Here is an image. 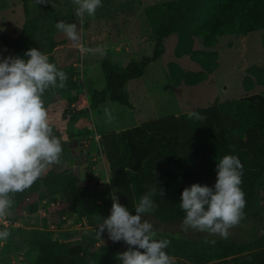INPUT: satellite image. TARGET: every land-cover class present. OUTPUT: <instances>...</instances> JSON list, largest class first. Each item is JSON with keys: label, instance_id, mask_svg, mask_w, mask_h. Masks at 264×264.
Instances as JSON below:
<instances>
[{"label": "trees", "instance_id": "trees-1", "mask_svg": "<svg viewBox=\"0 0 264 264\" xmlns=\"http://www.w3.org/2000/svg\"><path fill=\"white\" fill-rule=\"evenodd\" d=\"M58 1L36 4L35 9L26 5L27 20L20 34L13 38L0 29V41L14 55L25 59L27 50L41 47L50 62L67 73L66 87L47 92L43 97L53 132L61 142L74 136L76 125L91 109L97 110L108 102L131 108L125 91L127 84L141 78L145 69L165 54V41L170 36L178 37L175 57L188 56L201 67L196 72L186 71L178 63L170 62L167 80L171 86L180 87L197 86L215 73L219 53L214 48L219 36L264 32V0H171L149 6L147 12L156 41L152 55L129 60L125 65L103 60L105 83L89 93L88 108L84 98L81 101L74 95L81 87L80 68H74L75 71L61 65L54 51L64 42L45 35L49 31V16L43 7ZM197 38L203 40V49L194 48ZM262 46L264 49V34ZM247 74L244 85L248 91L253 89L254 80L264 87V66H252ZM190 112H198L205 119H190ZM100 144L112 192H116L120 203L134 211V205L148 187L160 185L166 195L163 199L154 197L156 207L152 213L165 223L182 221L185 213L179 203L186 187L194 183L213 186L219 159L224 155L238 156L244 165L241 185L246 194L244 217L260 220L261 234L247 242L227 238L214 245L165 233H159L157 238L171 241L166 251L175 258V264H264V93L217 101L177 116L109 132L101 136ZM84 164L80 156H76L73 166L61 156V163L49 166L30 188L11 194L12 206L19 217L23 212H38L45 198H59L63 216L87 220L93 229L74 244L36 232L31 245L38 251V264H121L116 256L128 246L122 241L110 243L97 235L98 225L110 215L113 201L99 194L92 174L87 181L80 178Z\"/></svg>", "mask_w": 264, "mask_h": 264}, {"label": "rangeland", "instance_id": "rangeland-1", "mask_svg": "<svg viewBox=\"0 0 264 264\" xmlns=\"http://www.w3.org/2000/svg\"><path fill=\"white\" fill-rule=\"evenodd\" d=\"M165 1L171 0H102V6L97 9L95 15L85 16L82 25L76 16V5L73 0H59L50 7H43L48 10L49 16V31L46 30L45 35L53 41L64 42L54 51L58 62L72 70L78 67L83 71L81 87L74 95H78L81 101L84 98L88 108L89 93L95 88L100 89L105 83L101 68L103 60L109 59L115 64L125 65L129 60H140L143 56L152 55L156 41L147 8ZM26 5L32 9L36 8L35 0H0V29L13 38L20 34L26 23ZM58 21L80 25V43L89 48L103 47L106 55L88 53L82 56L76 44L56 29L55 24ZM263 34V31H255L245 36H219L218 44L214 48L219 53V67L215 73L197 86L183 84L180 87L171 86L167 80V66L170 62L178 63L186 71L196 72L201 67L192 62L188 56L177 59L175 49L178 37L170 36L165 41V54L149 65L141 78L127 84L125 91L129 95L132 107L108 102L97 110L91 109L88 116L76 125L74 136H67L61 142L62 156L68 158L72 166L76 156H80L85 162L80 178L87 181L92 174L94 176L92 181L98 186L99 194H105L111 199L113 192L109 169L101 151V136L159 118L177 116L194 109L208 107L217 101L224 102L252 94H263L264 87L256 84L255 80L252 90L248 91L244 85L248 68L264 66ZM194 48L203 49V40L195 39ZM5 49L0 41V55L16 56ZM40 50L42 51V48ZM105 109L111 112L115 117L114 120H108ZM52 202L59 204L52 207L50 205ZM61 208L59 198H45L35 214L23 212L19 217L22 227L11 229L7 240L0 241V264H38V251L31 245V238L36 232H45L52 240L74 244L80 243L93 230L89 225L86 226L77 220L78 217L63 216L60 212ZM73 218L74 228L69 225ZM145 218L154 225L158 234L165 233L178 239L201 241H205L207 237L206 233L195 230L182 231L180 227L182 221L165 223L158 220L153 213ZM51 225H56V229H52ZM260 227V220L251 216L244 217L230 230L228 239L237 243L254 240L261 234ZM102 238L113 243L108 238L107 232ZM207 238L216 241L223 239L219 236ZM21 254H23L22 258Z\"/></svg>", "mask_w": 264, "mask_h": 264}, {"label": "clouds", "instance_id": "clouds-1", "mask_svg": "<svg viewBox=\"0 0 264 264\" xmlns=\"http://www.w3.org/2000/svg\"><path fill=\"white\" fill-rule=\"evenodd\" d=\"M35 3L44 5L50 0H35ZM73 3L81 25L85 16H94L102 6V0H73ZM55 27L76 44L82 56L88 53L106 55L103 47L89 48L80 43L81 28L77 23L58 21ZM24 57L26 59L18 55H0V219L6 217L14 203L11 194L30 188L49 166L60 164L63 152L43 97L54 89L65 88L68 75L51 63L49 56L40 49L30 48ZM105 115L109 121L115 119L108 109ZM188 116L195 120L205 119L198 112H190ZM243 169L238 156L224 155L217 162L213 186L194 183L186 187L179 203L185 213L181 230L229 238L230 230L244 218ZM165 195L160 185L159 188L149 186L133 211L121 204L113 191L110 215L98 225L97 235L102 237L107 232L111 241H122L128 246L116 256L121 264H175V258L166 251L171 241L158 239L154 225L145 218L155 210L154 197L163 199ZM9 236L7 229L0 231V241ZM207 237L205 244L216 243L215 239Z\"/></svg>", "mask_w": 264, "mask_h": 264}, {"label": "built area", "instance_id": "built-area-1", "mask_svg": "<svg viewBox=\"0 0 264 264\" xmlns=\"http://www.w3.org/2000/svg\"><path fill=\"white\" fill-rule=\"evenodd\" d=\"M80 73H81V77H82L83 71H80ZM44 203L46 204V201H44ZM57 203L59 204V202H57ZM57 203L52 202V203H50V205L52 207H54V205ZM81 222L84 225L88 226L87 220L83 219V221H81ZM69 225L74 228V226H73V225H75L74 221L69 222ZM21 227H22L21 220H20L19 216L16 214L15 208L14 207L9 208L6 217L0 219V231H3L5 229L10 231L11 229H17V228H21ZM56 227H57L56 225H51L52 229H56ZM22 256H23V254L20 255L21 258H22Z\"/></svg>", "mask_w": 264, "mask_h": 264}]
</instances>
